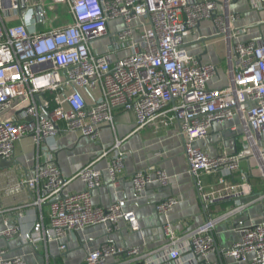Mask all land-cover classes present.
I'll return each mask as SVG.
<instances>
[{"label": "built area", "instance_id": "2783aa9c", "mask_svg": "<svg viewBox=\"0 0 264 264\" xmlns=\"http://www.w3.org/2000/svg\"><path fill=\"white\" fill-rule=\"evenodd\" d=\"M231 1L0 0V162L14 157L19 139L33 140L35 161L24 183L34 196L33 205L47 207L49 218L46 222L45 216L39 217L24 231L6 215L0 238L21 237L33 246L56 241L66 252V239L91 226L104 225L109 232L122 224L134 232L141 229L125 199L108 205L92 202V192L104 176L95 167L97 160L108 158L107 170L113 182H120L127 158L125 138L117 137L72 178L63 175L57 162L62 133L99 139L103 126L115 129L119 110L135 113L136 130L158 122L177 126L200 191L204 173L237 172L246 181L248 173L241 164L248 154L264 179V39H243L249 27L237 25L242 15L231 11ZM248 1L252 9L264 10V0ZM208 19L216 30L212 37L226 43V56L217 63H199L198 54L190 50L191 44L208 50L207 36L200 33L201 23ZM195 33L197 40L188 43ZM100 42H105L103 50ZM222 71L227 83L213 86L212 81L222 79ZM224 123H231L235 133L243 129L249 153L238 148L236 136L230 152L209 153L214 145L211 132L215 124ZM196 141L203 144L196 146ZM75 177L84 181L85 190L66 193ZM169 179L166 171L152 168L132 177L139 193L155 182L167 186ZM242 180L230 185L222 177L224 195L241 198L250 193ZM215 197L213 192L201 193L207 218L192 231L177 234L170 223L163 225L169 257H184L191 264H223L210 257L217 250L223 259L264 264V220L239 228L240 240L219 247L217 224L237 210L213 214ZM177 204L178 198L171 195L158 203V211L165 214ZM15 213L18 219L25 217L21 207ZM119 251L103 244L86 255L85 264H107V257ZM121 252L143 264H158L139 246ZM8 253V248L0 249V264H30Z\"/></svg>", "mask_w": 264, "mask_h": 264}, {"label": "crops", "instance_id": "0c3cea01", "mask_svg": "<svg viewBox=\"0 0 264 264\" xmlns=\"http://www.w3.org/2000/svg\"><path fill=\"white\" fill-rule=\"evenodd\" d=\"M222 1V0H220ZM248 0H232L230 9L242 17L237 21L239 27H249L243 39L259 38L264 36V22L261 27H253L258 22L264 21V10L258 12L252 9ZM216 32L211 20H204L200 25V33L207 36L208 49L216 38L222 43L209 59L204 61L207 55L201 45L191 48V53L203 54L202 62H219L218 58L226 56V43L222 37H212ZM199 33L187 38L188 43L197 40ZM220 38V39H219ZM222 44L224 46H222ZM191 46V45H190ZM214 48V49H215ZM222 59V58H221ZM227 78L222 71V79ZM222 83V84H224ZM216 84L213 86H218ZM136 115L133 111L119 110L115 115V129L105 125L101 130V137L93 139L82 136L78 132H64L58 137L60 150L57 153V162L62 173L67 178H72L92 158H96L105 147L112 146L116 138H125L122 148L127 153L124 172L120 182H113L108 170V158L96 161L95 167L103 171L102 185L92 192V202L95 205H108L111 201L125 199L127 206L136 211L141 229L132 231L125 224L121 229L109 232L104 225H95L84 230L72 233L67 238L69 249L66 252L59 250L56 241H39L36 246L26 244L21 237L7 241L0 238V249L8 248L9 256H22L30 264H85L86 255L93 249L103 244H110L123 251L139 246L141 250L152 253V259L158 264H191L182 257L173 260L169 257L170 249L165 248L163 225L170 223L177 234H185L203 223L206 211L201 200L202 192L216 194L214 204L210 211L215 215H222L235 209L237 212L221 218L217 224V241L219 247H229L233 242L241 239L239 228L249 226L264 220V179L261 177L255 159L248 154L242 160V169L248 173L242 180L239 173L225 175V172L214 171L204 173L201 177L203 190H199L194 176L190 172L189 162L185 154V141L177 126H166L162 123H154L135 129ZM231 123L215 124L211 132L214 145L208 147L211 155L218 151L230 152L231 138L236 136L238 148L249 153L245 146L246 139L243 129L239 132L230 129ZM202 141H196V146H201ZM35 161V145L30 137L19 139L16 143L15 155L8 161L0 162V228H4V218L11 217L13 222L21 223V228L28 231L41 216L48 218V208H38L33 205L34 196L24 183L26 170ZM161 169L168 173L169 184L163 186L158 182L149 185L141 193L137 192L132 177L138 170ZM222 177H227L230 185H235L241 180L245 181L250 193L241 198L224 195L227 189L220 183ZM229 185V186H230ZM227 186V185H226ZM85 190V183L80 177L73 178L65 189L66 193H74ZM178 198V204L170 211L162 214L158 211V203L169 196ZM21 207L25 217L18 219L15 210ZM8 210V211H7ZM117 252L107 257V264H143V260L126 256L123 252ZM213 259H220L219 251L210 254ZM226 264H245L233 258H224Z\"/></svg>", "mask_w": 264, "mask_h": 264}, {"label": "rangeland", "instance_id": "374dc122", "mask_svg": "<svg viewBox=\"0 0 264 264\" xmlns=\"http://www.w3.org/2000/svg\"><path fill=\"white\" fill-rule=\"evenodd\" d=\"M220 39V38H219ZM107 42V41H106ZM219 43H222L220 40H218V38H216V40H215V42L213 41V43H212V45L209 47V49H208V53H207V55L206 56H204V61L206 60V59H209V57H211V55H212V53L213 52H216L217 51V48H215V45L214 44H216V46H218V47H220V45H219ZM225 43V42H224ZM103 44L105 45V42H100L99 43V46H100V48H101V50H103ZM197 45H199V44H191V46H190V49L191 48H193V47H195V46H197ZM222 46H224L223 44H222ZM215 48V49H214ZM221 58H225V54L223 55V57L221 56V57H219L218 58V60L220 61L221 60ZM227 62H226V60L223 62V66H225V64H226ZM222 83H224V81H221V82H217L216 80H214V81H212V85H216V84H222ZM245 146H250L249 145V143L246 141V143H245Z\"/></svg>", "mask_w": 264, "mask_h": 264}, {"label": "water", "instance_id": "95a60500", "mask_svg": "<svg viewBox=\"0 0 264 264\" xmlns=\"http://www.w3.org/2000/svg\"><path fill=\"white\" fill-rule=\"evenodd\" d=\"M263 22H264V21L258 22V23H256L255 25H252V26H253V27H261V25L263 24ZM214 38H215V37H214ZM263 39H264V36H263V35H260L259 38H258V40H263ZM206 52H207V50H205L204 53H206ZM202 57H203V54L198 55L197 60H198L199 63H202ZM219 257H220V260L222 261V263L225 264V263H224L223 256H222V254H221V251H220V253H219Z\"/></svg>", "mask_w": 264, "mask_h": 264}]
</instances>
